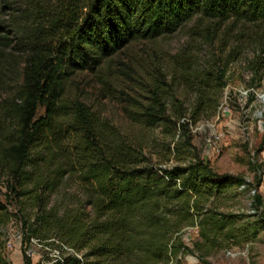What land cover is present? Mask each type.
Returning a JSON list of instances; mask_svg holds the SVG:
<instances>
[{
    "label": "trees",
    "instance_id": "obj_1",
    "mask_svg": "<svg viewBox=\"0 0 264 264\" xmlns=\"http://www.w3.org/2000/svg\"><path fill=\"white\" fill-rule=\"evenodd\" d=\"M194 20L214 30L264 24V0H0V86L16 81L3 101L11 127L0 123V175L19 210L34 211L23 217V244L59 241L81 255L52 264H183L189 254L210 264L213 253L258 236L263 221L228 205L249 183L215 170L193 143L192 126L215 115L227 85L220 65L201 70L180 55L178 83L195 99L172 94L176 77L158 79L147 100L131 97L127 131L83 100H66L77 72H96L131 43ZM73 178L75 191L52 201ZM253 207L264 220L259 192ZM196 226L189 246L182 234ZM24 259L32 264L26 249ZM0 264H9L1 251Z\"/></svg>",
    "mask_w": 264,
    "mask_h": 264
},
{
    "label": "rangeland",
    "instance_id": "obj_2",
    "mask_svg": "<svg viewBox=\"0 0 264 264\" xmlns=\"http://www.w3.org/2000/svg\"><path fill=\"white\" fill-rule=\"evenodd\" d=\"M180 55L191 56L193 65L201 70L220 65L226 71L227 85L220 99V112L192 126L193 143L215 170L242 175L249 183V186L238 188V196L228 202L230 211L255 213L252 219L263 221L256 239L241 247L221 249L208 260L210 264H264L263 213L262 209L257 212L254 209L252 192L256 189L264 199V24L227 23L214 30L209 21L194 20L170 36L133 42L108 58L96 72L74 74L67 83L66 100H83L101 116L127 131L130 122L125 109L131 97L147 100L158 79L176 77L172 94L183 98L187 104L195 99L194 92L185 91L178 83ZM226 60L227 64L223 66ZM15 82L13 86H0V123L4 122L6 126L10 124L4 119L6 105L3 101L13 96ZM43 112L44 108L40 107L38 115ZM156 135L160 136V129L156 130ZM217 136L219 140L215 138ZM166 142L169 143V138ZM75 179L53 196L52 201H61L65 195L73 193L77 188ZM8 182L7 174L1 171L0 202L7 211L0 213V251L9 264H26L25 249L32 264H52L58 257L62 260L65 252L71 254L59 241H54L53 246L36 239L23 244L26 233L23 217L33 216L34 211L27 203L19 210L20 204L7 188ZM258 182L260 185L256 186ZM182 236L189 246H193L198 227H190ZM183 264L201 263L195 255L189 254L183 258Z\"/></svg>",
    "mask_w": 264,
    "mask_h": 264
},
{
    "label": "built area",
    "instance_id": "obj_3",
    "mask_svg": "<svg viewBox=\"0 0 264 264\" xmlns=\"http://www.w3.org/2000/svg\"><path fill=\"white\" fill-rule=\"evenodd\" d=\"M220 108H221V107L218 108L217 113L220 112ZM215 138H216L217 140L220 139L219 136H217V137H215ZM216 151L219 152V149H217V147H216ZM244 187H246V185H242V188H244ZM252 192H254L253 194L255 195V194H256V189H253ZM254 195H253V197H254ZM62 245H63V247H64L67 251H69L71 254L76 255V256H78V257H81V255H80L78 252H76L73 248H71V247H69L68 245H65V244H62ZM229 253H230V251H229ZM28 254H29V252H28Z\"/></svg>",
    "mask_w": 264,
    "mask_h": 264
}]
</instances>
